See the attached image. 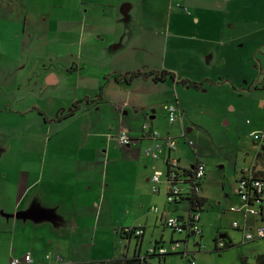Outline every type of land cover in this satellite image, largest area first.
Masks as SVG:
<instances>
[{
  "label": "rangeland",
  "instance_id": "rangeland-1",
  "mask_svg": "<svg viewBox=\"0 0 264 264\" xmlns=\"http://www.w3.org/2000/svg\"><path fill=\"white\" fill-rule=\"evenodd\" d=\"M167 3L172 18L166 31L158 37L146 32L152 50L137 53L121 67L120 57L96 52L88 54L89 50L94 51L88 44L80 45L82 52L86 50L87 53L77 56L71 52L72 47L56 45L60 39L45 31L37 47L34 42L28 45L22 58V65L26 66L12 72L0 69V198L5 193L17 194L25 176L30 175L32 180L37 176L35 161L28 162L29 169L25 172L20 169L21 164L30 159L28 155L21 159L24 148L31 144L52 146L81 141L79 136L71 138L69 134L88 120L85 121L83 114L85 109L78 116L50 123H45L38 109L51 117L72 110L76 98L98 95L101 85L105 84V75L110 74L111 85H106L108 97L118 101L120 97L125 101L131 99L144 107L146 111L139 114L137 124L143 123L146 131L152 128L151 131L170 132L177 142L173 153L181 156L182 165L190 167L197 157L206 164L202 192L207 203L199 211L203 230L200 248L195 244L199 236L187 240L186 233L174 232L171 238L172 230L160 223L153 231L156 214L150 213L149 208H162L164 196L152 193L150 185L141 180L138 196L120 197V224L147 226L141 252L150 249L151 234L156 236L159 231H163L166 246L171 240L181 241L178 252H184L185 256L168 255L166 264H189L190 261L242 264L243 257L251 262L256 252H264V238L245 241L242 232L232 226L234 220L242 221V218L230 208L238 203L234 188L240 168L254 166L264 171V138L256 137L264 130V0H167ZM155 11L159 15L158 9ZM66 19L69 21L67 15ZM110 20V16L105 17V21ZM51 27L47 24L48 29ZM146 27L152 28L149 23ZM53 47L71 53L49 56ZM80 59L84 60L81 65ZM130 69L159 73L166 69L176 78L168 75L164 80L155 81L153 77H136L132 89L120 88L115 75H129ZM50 71L61 72L62 83L53 86ZM42 79L47 81L46 85L42 84ZM191 82H197L198 87L189 86ZM168 105L177 109L175 121L169 120ZM13 110L22 113L10 112ZM27 110L31 111L24 115ZM126 111L129 115L120 118V124L117 119L104 120L100 135H87L82 140L89 143L91 138V144L101 147L100 151L106 146L119 148L121 145L114 136L123 129L133 128V112L130 108ZM113 124L114 129L111 128ZM33 156L37 159L36 153ZM125 175L128 180L135 173L129 169ZM168 205L173 215L188 216L186 201L179 203L178 208L174 203ZM222 233L228 234L234 246L218 251L215 239L220 240ZM131 244L130 252L133 242ZM5 259V249L0 247V263H5Z\"/></svg>",
  "mask_w": 264,
  "mask_h": 264
},
{
  "label": "crops",
  "instance_id": "crops-1",
  "mask_svg": "<svg viewBox=\"0 0 264 264\" xmlns=\"http://www.w3.org/2000/svg\"><path fill=\"white\" fill-rule=\"evenodd\" d=\"M155 9H158L159 15ZM65 15L69 21L67 19L65 21ZM74 15L76 17L71 19ZM106 16H110L111 20L105 21ZM171 18L170 4L167 0H0V69L12 72L26 66L22 65V58L28 45L34 42L37 47L45 31L60 39L55 42L56 45L72 47L71 52L77 56L87 53L86 50L82 52L80 45L88 44L94 50L93 52L89 50L88 54L96 52L103 56L120 57L121 67L137 53L151 51L150 38L146 32L158 37L159 33L166 31ZM146 23L152 28L146 27ZM47 24L52 27L48 29ZM77 44L78 49L74 52ZM71 52L69 50L61 52L60 48L53 47L48 55L65 56ZM80 61L79 65L84 60ZM127 72L138 71L130 69ZM50 74L53 75L50 79L53 86L62 83L61 72L50 71ZM118 75L120 78L115 75L114 79L120 82L117 83L120 88L127 86L132 89L134 79L127 82L122 73ZM104 78L105 84L101 85L98 95L94 97L84 95L73 101L74 105L77 101L83 100L81 108L73 115L68 116L71 111L69 110L51 117L38 109L43 113L45 123L78 116L84 109L85 121L87 118L88 120L80 124L78 130H73L69 134L71 138L80 137L81 141L79 140L78 144L59 143L52 146L31 144L21 151V159L26 155L30 157L27 162L21 164V171L29 169V161H35L37 176L34 180L30 175L25 176L22 185L18 186L21 190L17 194L5 193L0 198V247L5 249L6 254L3 264H10L12 258L23 257L27 253L32 257V264H53L46 261L45 257L49 252L52 253V257L56 254L63 257L64 261L55 264H107L125 255H143L148 251L147 249L146 252H141L147 226L120 224L122 209L120 197H134L136 194L138 196L140 180L151 187L150 178L153 172L156 169L166 171V162L170 157H176L180 166H188L182 165L181 156L167 149H164L158 159L145 153L146 147L153 143L150 137L152 128L146 131L143 123L138 125L137 121L139 114L146 109L131 99L125 101L120 97L118 101L108 97L106 85H111L110 74ZM42 84L46 85L47 81L42 79ZM87 99L95 101L88 103ZM128 108L131 113L133 112L131 115L133 128L132 131L129 130L130 135L139 140L137 143L119 148L102 146L100 151L101 147L91 144V138L88 140L90 144L82 140L87 135L90 137L100 135L104 120L113 118L120 124V118L129 115L126 111ZM31 110L25 111L24 115ZM10 112L22 113L20 110ZM44 125L47 127V124ZM111 128L114 129L115 125L113 124ZM160 135L163 138L170 136L171 133L161 132ZM34 153L37 159L33 156ZM246 167L252 166L241 167L240 171ZM129 169L134 171L135 176L127 180L125 174ZM238 178L239 176L236 179ZM167 189L168 184L163 182L159 192L152 191L154 194L164 196L162 208L152 206L157 207L158 211L149 208L150 213L156 214L153 231L159 223L165 226L164 220L173 215L167 202ZM236 189L237 185L234 188L235 192ZM201 195L204 196L202 191ZM178 204L176 208L179 207ZM251 222L257 224L260 221L251 219ZM139 226L144 229L139 239L135 235L126 238L121 235L123 229ZM152 236L153 233L150 248L156 241L164 240L163 231ZM132 242L133 249L130 252ZM263 253L256 252L253 258Z\"/></svg>",
  "mask_w": 264,
  "mask_h": 264
},
{
  "label": "built area",
  "instance_id": "built-area-1",
  "mask_svg": "<svg viewBox=\"0 0 264 264\" xmlns=\"http://www.w3.org/2000/svg\"><path fill=\"white\" fill-rule=\"evenodd\" d=\"M178 6H181L178 4ZM184 11L187 12V8L184 7ZM166 110L169 113V120L175 121L176 119V107L174 105L166 106ZM118 143L121 146H130L134 143H137L139 140L130 135L127 129H123L116 136ZM150 137L154 139V143L148 146L145 150V153L152 158H159L160 154L167 149L169 151H174L177 149L176 140L171 137H161L160 133L157 131H151ZM257 138H264V130L256 135ZM190 144H192L190 142ZM169 163L173 166L179 164V161L175 158H169ZM193 177L190 178L191 193L201 194L202 187L200 186L201 182L204 180L206 175V164L196 158V162L193 164ZM258 170L254 167H246L241 171L239 178L237 180V195L239 202L236 205L231 206L230 210L232 212L238 213L242 221L234 220L233 228L238 229L243 234V239L245 241H255L257 239L264 238V178L257 175ZM177 175L172 171L167 173L165 171L156 170L153 172L151 180V189L153 192L157 193L160 190V184L166 182L168 184L167 189V202H173L180 197V194L184 192V185L180 179H177ZM153 211H158L157 207H152ZM189 214V213H188ZM251 219H257L260 221L257 224H253ZM200 214L193 213L186 216H168L164 220L165 227H168L172 230V237L174 232L178 233H189L196 236L202 234V228L200 226ZM127 231L130 228L125 229ZM144 232L143 227H136L134 231L135 236H140ZM132 234V235H133ZM171 237V238H172ZM181 241L171 240L168 246L161 244L158 247H151L148 249L150 254H155L161 258V260L150 259L143 257L134 264H166V261L163 260V256L177 254L180 247ZM219 248H223L225 243L223 240L217 241ZM46 260L53 261L56 263L62 262L63 259L60 255H55L52 257L51 254L46 255ZM32 257L30 253H27L23 257H14L11 259L10 264H32ZM189 264H196L194 261H190Z\"/></svg>",
  "mask_w": 264,
  "mask_h": 264
},
{
  "label": "trees",
  "instance_id": "trees-1",
  "mask_svg": "<svg viewBox=\"0 0 264 264\" xmlns=\"http://www.w3.org/2000/svg\"><path fill=\"white\" fill-rule=\"evenodd\" d=\"M170 75V77L172 79H175L176 75L174 73H171L169 71H162L161 73L159 72H154V71H151V72H131L129 75H126L124 76L125 80L127 82H131L134 78L136 77H153V79L155 81H161V80H164L166 79V77ZM120 78V76L118 77V79ZM198 83L197 82H191L189 86H196L198 87ZM101 96V95H100ZM95 100H86V102L88 103H91V102H94ZM83 102V100H80V101H77L74 105H73V108L72 110L70 111L69 115H73L77 110H79L81 107H80V104ZM40 114L43 115L42 112L39 111ZM62 118L60 119H57L58 121L61 120ZM193 167L194 165H192L191 167H182L180 166L179 164H176V166H173L169 163V161L166 162V171L167 173H170L171 171V168H172V171L177 175V179H180L179 181H182L183 185H184V192L182 194H180V197L178 199H176L175 201L173 202H170L169 204H172L174 203L175 205H177L179 202L182 201H187L189 203V209H188V215L190 216V214H193V213H199V211L203 210L204 207H205V204L207 203V198L202 196L201 194H197V193H191L190 191H188V189H190V185H188L191 180L190 178L193 177ZM257 175H259L260 177H263L264 178V171H261V170H258L257 172ZM202 183L203 181L201 182L200 186L202 187ZM202 191V190H201ZM178 216V215H177ZM182 217V216H180ZM136 227H133V228H130L129 231L123 229L121 231V235L123 237L126 238V236H130L134 233ZM134 235V234H133ZM187 240L190 238V237H195L196 235L194 234H189L187 233ZM225 235V238H221L220 240H223L224 243H225V246L223 248H219L218 245H217V239H215V249L218 250V251H222V250H225L227 248H230L232 246H234V243L232 241V239L228 236V234L224 233ZM199 236V241L195 242L196 246H198L200 248V245H201V235H198ZM138 239L140 238V236H136ZM171 237H172V234H171ZM227 239V240H226ZM164 243V240H160V241H156L155 244H154V247H158L159 245L163 244ZM177 254H181L182 257H184V252H178ZM168 256V255H167ZM167 256H163V260L166 261L167 259ZM142 256L140 254H134L132 256H127L125 255L124 257L122 258H119V259H113L111 261H109L107 264H134L135 262L139 261L140 258ZM143 257H146V258H150V259H157V260H161L160 257H158L157 255L155 254H150L149 251H147ZM250 260L248 258H245L243 257L242 258V264H264V253L263 254H257L252 260L251 262H249Z\"/></svg>",
  "mask_w": 264,
  "mask_h": 264
},
{
  "label": "water",
  "instance_id": "water-1",
  "mask_svg": "<svg viewBox=\"0 0 264 264\" xmlns=\"http://www.w3.org/2000/svg\"><path fill=\"white\" fill-rule=\"evenodd\" d=\"M220 237H225V235H220Z\"/></svg>",
  "mask_w": 264,
  "mask_h": 264
}]
</instances>
